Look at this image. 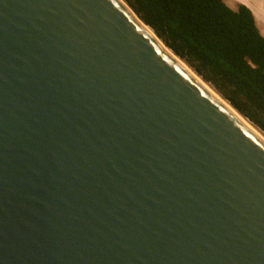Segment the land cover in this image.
<instances>
[{
  "label": "water",
  "instance_id": "95a60500",
  "mask_svg": "<svg viewBox=\"0 0 264 264\" xmlns=\"http://www.w3.org/2000/svg\"><path fill=\"white\" fill-rule=\"evenodd\" d=\"M146 28L0 0V264H264V142Z\"/></svg>",
  "mask_w": 264,
  "mask_h": 264
},
{
  "label": "trees",
  "instance_id": "16d2710c",
  "mask_svg": "<svg viewBox=\"0 0 264 264\" xmlns=\"http://www.w3.org/2000/svg\"><path fill=\"white\" fill-rule=\"evenodd\" d=\"M176 56L264 133V37L223 0H124Z\"/></svg>",
  "mask_w": 264,
  "mask_h": 264
},
{
  "label": "crops",
  "instance_id": "0c3cea01",
  "mask_svg": "<svg viewBox=\"0 0 264 264\" xmlns=\"http://www.w3.org/2000/svg\"><path fill=\"white\" fill-rule=\"evenodd\" d=\"M223 2L232 10H236L239 5L247 7L254 17L256 27L264 37V0H223Z\"/></svg>",
  "mask_w": 264,
  "mask_h": 264
},
{
  "label": "bare ground",
  "instance_id": "6f19581e",
  "mask_svg": "<svg viewBox=\"0 0 264 264\" xmlns=\"http://www.w3.org/2000/svg\"><path fill=\"white\" fill-rule=\"evenodd\" d=\"M146 30L153 36V32L149 28H146ZM158 43L161 44L160 41H158ZM164 49L166 50V52L170 56H172L177 62H179L205 89H207L213 96H215L218 100H220V102H222V104L226 108H228L238 119H240L250 130H252L264 142V135L255 126H253L250 122H248L246 119H244L243 117H241L236 111H234L226 103V101H224L223 99H221L219 97V95H217V93L208 84H206L205 82H203L191 69H189L181 60H179L177 57H175L167 48L164 47Z\"/></svg>",
  "mask_w": 264,
  "mask_h": 264
}]
</instances>
